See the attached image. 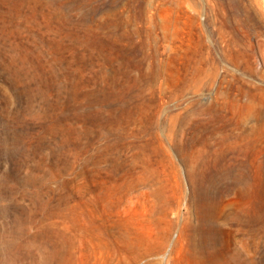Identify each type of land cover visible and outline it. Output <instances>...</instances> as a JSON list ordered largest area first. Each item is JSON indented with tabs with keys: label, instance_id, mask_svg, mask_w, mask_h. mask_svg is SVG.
I'll return each instance as SVG.
<instances>
[{
	"label": "rangeland",
	"instance_id": "obj_1",
	"mask_svg": "<svg viewBox=\"0 0 264 264\" xmlns=\"http://www.w3.org/2000/svg\"><path fill=\"white\" fill-rule=\"evenodd\" d=\"M208 203L264 264V0H0L2 264H194Z\"/></svg>",
	"mask_w": 264,
	"mask_h": 264
},
{
	"label": "bare ground",
	"instance_id": "obj_2",
	"mask_svg": "<svg viewBox=\"0 0 264 264\" xmlns=\"http://www.w3.org/2000/svg\"><path fill=\"white\" fill-rule=\"evenodd\" d=\"M208 208L209 203L208 205H206V207H204V213L200 215L202 227L197 229V235H199L200 240L199 242L195 243L194 252L191 255L194 264H209L206 257V251L212 245H215L216 237L218 234V229H216L215 225L218 223L219 219H222L227 223L236 222L240 223L242 226L244 225L241 218H239L237 214L217 212L212 213L211 215ZM249 231L252 232V234L256 232L255 229ZM40 248L42 254L38 260V264H66L71 260L70 255L62 253L60 244L56 241L49 239L43 241L40 245ZM238 255L239 258H237V263L246 264V258L241 257L242 253H238ZM0 264H2L1 260Z\"/></svg>",
	"mask_w": 264,
	"mask_h": 264
}]
</instances>
